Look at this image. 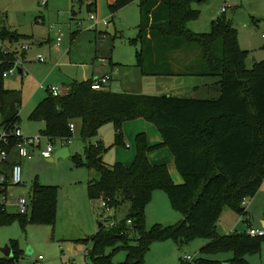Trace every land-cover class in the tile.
I'll return each instance as SVG.
<instances>
[{
  "label": "trees",
  "instance_id": "obj_1",
  "mask_svg": "<svg viewBox=\"0 0 264 264\" xmlns=\"http://www.w3.org/2000/svg\"><path fill=\"white\" fill-rule=\"evenodd\" d=\"M87 1L88 10L93 13L97 0ZM134 1H139L141 24L138 36L129 39V43L136 47V66L142 73L216 77L215 93L179 97L117 92L107 85L95 89V78H89L73 80L68 84L70 92L63 96L49 91L32 111L30 119L44 121L46 127L41 133L52 139L74 136L70 124L81 120L80 135L87 143L85 160L80 155H74V160L100 173L99 179L88 183L89 198L107 199V209L129 202L127 217L117 225L110 227L101 222L92 237L93 247L87 251L88 264H142L155 241L172 238L183 245L198 237L210 239L202 247L204 253L234 254L226 261L198 258L194 264H250L246 256L261 252L264 236H251L248 232L221 235L217 224L226 206L245 215L242 201L254 197L264 183V60L248 67L250 51L241 47L237 28L225 12L212 20L208 32L190 29L188 24L200 15L194 3L201 1L110 0L109 6L116 12ZM0 30L3 41H19L24 36L5 25ZM195 46L201 49V56L189 59L191 70L176 69L184 62L176 53L191 51ZM17 59L16 51L0 48V126L5 128L19 126L23 103L20 91L4 85L3 74ZM138 118L155 124L163 142L151 144L147 134L139 132L130 165L99 161L106 148L102 141L93 143V139L101 128L113 123L115 144L123 145L124 123ZM161 147H168L173 153L182 183L174 181L167 164L149 160V153ZM14 161L0 163V172ZM160 189L168 194L183 219L175 225L156 223L148 228L147 206L154 191ZM29 194L30 211L11 214L0 210V225L10 224L17 217L23 225H55L57 186L36 180ZM109 248L112 249L108 253ZM12 249L14 257L3 258L0 264H16L18 252ZM121 250L127 257L115 263L113 255Z\"/></svg>",
  "mask_w": 264,
  "mask_h": 264
},
{
  "label": "rangeland",
  "instance_id": "obj_2",
  "mask_svg": "<svg viewBox=\"0 0 264 264\" xmlns=\"http://www.w3.org/2000/svg\"><path fill=\"white\" fill-rule=\"evenodd\" d=\"M45 1H47L46 4ZM87 5V0H0V26L5 25L10 30L24 35L19 41L13 42L3 41L0 38V48L8 46L9 51H16L23 61L20 66L23 74L17 69L14 74L4 77V85L7 88L17 89L23 96L19 126L25 135L40 134L45 128L43 121L30 119V114L48 95L49 90L46 89L48 85L68 84L72 80L87 79L93 67L97 65L102 64L110 68L111 62L107 58L110 54L113 59L111 64L114 73L112 75L115 78L111 82H115V87L120 89L118 92L138 89L145 94L205 97L204 92L215 91V83L209 82V79L216 81V77L210 76L142 74L141 84L140 82L132 83L131 80H135L132 74H135L137 70L133 64L137 59L136 47L129 43V39L137 37L139 33L141 24L139 1L112 12L107 0H97V9L93 11V14L99 20L109 21L108 24L102 22L97 25L90 19L92 12L88 10ZM194 7L200 10V15L188 24L190 29L195 32H208L211 29L212 20L225 12L237 28L241 47L250 51L248 67L251 68L254 62L264 60V0H203L194 3ZM224 7L225 11H223ZM73 34L76 35L75 40H73ZM59 35H62L60 45L57 44ZM23 45L29 46L26 52L22 50ZM38 54L45 56L47 63L38 61ZM101 56H107V61H100ZM176 56L180 59L196 57L198 59L201 56V49L195 46L191 51L177 52ZM187 65L189 64L184 61L180 66L176 65V69L191 70L189 68L192 65ZM119 67L122 68L120 72L116 70ZM121 77V80H117ZM40 83H43L45 88H41ZM204 83L209 84L210 89L208 86L202 87L201 84ZM195 85H200L199 87L202 88L196 89ZM108 88L111 89L110 85ZM134 120L140 124V132H145L147 136L148 132L152 133V130L159 132L155 124L143 118ZM132 125L134 128L135 123ZM123 133L124 143H131L132 148L126 147L125 144H115L113 123L104 125L100 130L98 137L106 148L102 154L103 161L109 165L119 162V158L127 159L134 150L136 152L135 139L138 133L133 139H130L124 131V127ZM72 142L67 143L72 152L69 156H60L50 161L42 157L39 150H33V159L26 160L23 165V182L9 188L7 211L18 214L19 199L28 192H32L34 181L38 180L44 185H53L58 188L56 224L27 222L23 225L17 217L10 224L0 225V260L14 257L5 253L6 248L14 247L18 252L16 264H65V262L88 264L90 258L86 256V253L93 247L92 237L97 233L99 223L108 225L112 222H120L127 217L130 207L128 201H122L118 207L107 209L102 206L100 199L89 198L88 183L95 177L99 178V172L76 164L74 155H80L84 161L86 148V142L76 127ZM59 147L60 144L57 142L54 156ZM156 191L147 206V227L150 228L156 223L163 225L179 223L183 219L182 213L173 207L165 191L161 189ZM248 200L251 203L243 206L248 210L245 215H241L229 206L224 207L217 224L218 232L242 233L251 223L264 228L262 221L264 219V184L256 195L248 197ZM254 202L255 212H252L250 208ZM169 211L174 216L172 222H160L159 216ZM209 241L208 238L200 237L183 245H179L172 238L155 241L147 251L142 264H194L198 258L221 260L233 257L232 251L202 252V247ZM111 249L109 248L107 252H111ZM39 256H42L43 260L37 262ZM187 256L193 259L189 262L185 261ZM126 257V252L121 250L113 255V261L119 263L125 261ZM246 257L250 264H264V240L260 253L248 254Z\"/></svg>",
  "mask_w": 264,
  "mask_h": 264
},
{
  "label": "built area",
  "instance_id": "obj_3",
  "mask_svg": "<svg viewBox=\"0 0 264 264\" xmlns=\"http://www.w3.org/2000/svg\"><path fill=\"white\" fill-rule=\"evenodd\" d=\"M45 4L47 1L44 2ZM226 8H223V11H225ZM90 19L95 21V25L99 23L108 24V20H99V18L94 15L93 13L90 16ZM62 35H59L57 38V44L60 45L62 42ZM29 49L28 45H23L22 50L26 52ZM37 60L45 63L47 61V58L43 56L42 54L37 55ZM23 61L18 57L16 62L14 63V66L4 72V77H8L11 74H14L17 72V69L20 68ZM111 79L110 75H104L99 76L95 78V81L93 83V88L100 89L103 86L109 84ZM48 90L50 93H52L54 96H63L70 92V86L68 84H56L51 85L48 87ZM71 130L75 131V125L74 123L70 124ZM74 136L70 138H58V139H52L49 136H45L43 133L28 136L25 135L20 126H15L13 128H5L3 126H0V163L3 165H6L8 162L14 161V163L9 168H3L0 172V210H7V203H8V191L9 188L13 185H19L23 182V164L21 162V159L23 158H32L33 156V150H39L40 155L46 159H50L53 157V154L55 152V144L58 142V144L64 146L65 144L72 142ZM13 140H16L15 144L13 143ZM102 202V206L106 207L108 206V200L107 199H100ZM249 200L248 198H245L242 201V205L246 206L248 205ZM30 204H31V195L30 200L27 198V196H22L18 201L19 206V213L26 214L30 211ZM117 225V222L109 223L108 226L114 227ZM248 234L251 236H264V229L259 228H253L250 227L248 229ZM193 258L191 256L185 257V261H191ZM39 260H43L42 256H39Z\"/></svg>",
  "mask_w": 264,
  "mask_h": 264
},
{
  "label": "crops",
  "instance_id": "obj_4",
  "mask_svg": "<svg viewBox=\"0 0 264 264\" xmlns=\"http://www.w3.org/2000/svg\"><path fill=\"white\" fill-rule=\"evenodd\" d=\"M108 2H110V0H107ZM88 3L90 2V1H87ZM135 2V1H134ZM189 26V25H188ZM73 40H75V38L73 37ZM38 41V40H37ZM62 43V42H61ZM2 49H4L5 51H9V49L10 48H8V46H4V48H2ZM99 51V50H98ZM98 51H96V53H99ZM107 57V56H106ZM106 57L105 56H101V57H99V60L100 61H102V62H106L107 60H106ZM107 58H111V61L113 62V59H112V55L110 54V57H107ZM180 60H182V61H185L186 63L187 62H189V58H185V59H183V58H181ZM45 63H47V61L45 62ZM110 63V62H109ZM118 63H121V62H118ZM94 64V63H93ZM92 64V65H93ZM123 64V63H122ZM124 65H126V64H124ZM130 65V64H129ZM132 65V64H131ZM136 68H137V70H136V72H135V74H132L133 75V77L132 78H135V80L134 81H132L131 80V82L132 83H139L140 82V84L142 83V71L136 66V63L135 64H133ZM22 69V68H21ZM122 68H116V70H118L119 72L120 71H122L121 70ZM23 70V69H22ZM113 70V66H112V64L110 63V68L108 67V66H104V65H100V66H94L93 67V70H92V72H91V75L87 78V79H89V78H96V77H99V76H104V75H110L111 76V79H110V82H109V84H107V87L110 85V88H111V90H113V91H119L120 89H117L116 87H115V82H111L112 80H114L115 78H113V75H112V73H114V71H112ZM21 73V72H20ZM21 74H23V73H21ZM122 79V77L121 78H118L117 80H121ZM125 78H123V80H124ZM85 80V79H84ZM127 80H129L130 81V79H128V77H127ZM73 81V80H72ZM71 81V82H72ZM213 82V83H215V81L213 80V79H209V82ZM70 82V83H71ZM64 84H67V83H64ZM69 84V83H68ZM49 86H51V85H48L47 86V90H48V87ZM200 85H195L194 86V88H196V89H201L203 86H208V89H210V87L211 86H209V84H207V83H204V84H201V86L202 87H199ZM40 87L41 88H45V86H44V84L43 83H40ZM138 88V87H137ZM9 89H11V88H9ZM125 91H128V92H138V93H141V91H139L138 89H126ZM214 94L215 92H212V91H210V92H208V93H205L204 92V95H208V94ZM49 94V93H48ZM21 96H22V94H21ZM45 98V97H44ZM43 100V99H42ZM41 100V101H42ZM22 101H23V96H22ZM39 104V103H38ZM42 121V120H41ZM138 121H140V120H138ZM44 122V121H43ZM45 123V122H44ZM73 123H74V125H75V127L77 128V129H79V131H80V128H81V120H79V119H77V120H75V121H73ZM132 123H135V127L134 128H132L133 127V125H132ZM45 127H46V123H45ZM45 129V128H44ZM140 124H138V122H135V120L133 121V122H126V123H124V131H126V133H127V135L130 137V139H133L134 137H135V135L137 134V133H139L140 132ZM148 132V131H147ZM99 136V135H98ZM96 137L95 139H93V143H96V142H100V141H102V140H100L99 139V137ZM148 136H149V139H150V143L151 144H157V143H161V142H163V137H162V135L159 133V132H157V131H155V130H152V133L150 134L149 132H148ZM73 143V142H72ZM68 144H65L64 146H62V145H60V147H59V149L58 150H60V149H63V148H65V147H68L67 146ZM86 145H87V143H86ZM86 145H85V147H86ZM126 147H128V148H132V146H131V143H127L126 144ZM69 149H70V147H69ZM57 150V151H58ZM72 152H71V149H70V154H71ZM135 154H136V152H135V150L131 153V155L127 158V159H122V158H119L120 159V161L119 162H122V163H124L125 165H130L133 161H134V158H135ZM53 157H54V155H53ZM33 159V156H32V158H23V159H21V162H22V164L24 165L25 164V162H26V160H32ZM52 158H50V159H48V160H50V161H52L51 160ZM149 159H150V161L153 163V164H167V166H168V168H169V170H170V173H171V175H172V177H173V179H174V181L176 182V183H181V182H183V177L181 176V174L179 173V171H178V169H177V167H176V163H175V158H174V155H173V153L170 151V149L168 148V147H161V148H159V149H157V150H154V151H152V152H150L149 153ZM27 163H29V162H27ZM106 163V162H105ZM106 164H108V163H106ZM109 165V164H108ZM99 178H100V173H99ZM99 178H97V177H95V178H93V179H91V180H94V179H99ZM264 184V183H263ZM262 184V185H263ZM157 193H160V192H158V191H156ZM29 193V192H28ZM158 195H160V197H162L161 196V194H158ZM251 203V201H249V203H248V205ZM251 211L252 212H255V202L254 203H252V205H251ZM165 210H167L166 208H165ZM169 210V209H168ZM147 211V210H146ZM246 213H248V210L246 209ZM57 214H58V212H57ZM174 218V216H173V214L169 211V212H165V214L163 215V216H159V221L160 222H163V223H169V222H172L171 220ZM256 220H260V219H256ZM263 221V227H264V219L262 220ZM56 224V223H55ZM250 227H253V228H259V229H264V228H261L260 226H258V225H253L252 223L251 224H248V227H247V230H245L244 232H247L248 231V229L250 228ZM99 228H100V223H99V227H98V230H99ZM98 230H97V232H98ZM220 233V232H219ZM221 235H226L227 233H220ZM209 243V242H208ZM208 243H206V244H208ZM92 244H93V241H92ZM205 244V245H206ZM204 245V246H205ZM203 246V247H204ZM86 256H87V253H86ZM230 258H232V257H228V258H224V259H221L222 261H226V260H229ZM216 260H220V259H216ZM42 261V260H41ZM37 262H40V260H39V258L37 259ZM65 264H73L72 262H65Z\"/></svg>",
  "mask_w": 264,
  "mask_h": 264
},
{
  "label": "water",
  "instance_id": "obj_5",
  "mask_svg": "<svg viewBox=\"0 0 264 264\" xmlns=\"http://www.w3.org/2000/svg\"><path fill=\"white\" fill-rule=\"evenodd\" d=\"M198 1H202V0H198ZM18 70H19V72L22 71L21 68H19ZM69 155H70V149H69V147H65V148H63V149L58 150V151L56 152L55 156L52 157L51 160L57 159V158L60 157V156L66 157V156H69ZM102 160H103V155H101V156L99 157V161H102ZM26 196H27V198L30 200V194L27 193ZM101 226H102V223L100 224V227H101ZM5 253H6L8 256H12V255H13V250H12V248H6V249H5Z\"/></svg>",
  "mask_w": 264,
  "mask_h": 264
}]
</instances>
